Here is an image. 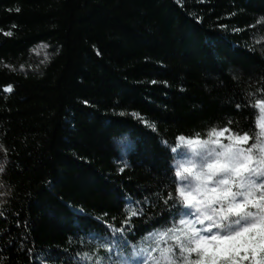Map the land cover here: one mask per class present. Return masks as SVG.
I'll list each match as a JSON object with an SVG mask.
<instances>
[{"label": "trees", "instance_id": "1", "mask_svg": "<svg viewBox=\"0 0 264 264\" xmlns=\"http://www.w3.org/2000/svg\"><path fill=\"white\" fill-rule=\"evenodd\" d=\"M262 18L264 0H0V264H73L113 228L130 253L172 226L176 137L255 131L235 104L264 89Z\"/></svg>", "mask_w": 264, "mask_h": 264}, {"label": "snow or ice", "instance_id": "2", "mask_svg": "<svg viewBox=\"0 0 264 264\" xmlns=\"http://www.w3.org/2000/svg\"><path fill=\"white\" fill-rule=\"evenodd\" d=\"M259 91L254 103L235 104L237 109L257 110L250 113L255 115V131L251 126L236 130L229 120L222 128H209L207 138L199 133L176 137L165 171L169 190L164 200L172 226L146 230L130 253L125 251L127 228H113L110 236L90 232L88 239L96 241L93 254L77 253L73 264H264V89ZM181 141L187 150H178ZM7 195L0 191V197ZM130 199L125 203L132 209L129 223L132 216L144 214L143 203L137 202V211ZM100 249L107 255H100Z\"/></svg>", "mask_w": 264, "mask_h": 264}, {"label": "rangeland", "instance_id": "3", "mask_svg": "<svg viewBox=\"0 0 264 264\" xmlns=\"http://www.w3.org/2000/svg\"><path fill=\"white\" fill-rule=\"evenodd\" d=\"M179 144H180V148L178 150H187V144L185 141H181V142H179ZM129 145H130V143L127 141V139L125 137L120 139L117 142V147H118L121 155L126 154L128 148H129ZM0 191H1V188H0ZM0 199H1V197H0ZM178 227H179V225H178Z\"/></svg>", "mask_w": 264, "mask_h": 264}]
</instances>
